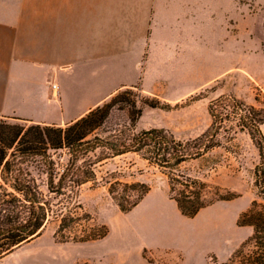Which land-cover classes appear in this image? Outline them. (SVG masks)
Segmentation results:
<instances>
[{"label": "rangeland", "instance_id": "1", "mask_svg": "<svg viewBox=\"0 0 264 264\" xmlns=\"http://www.w3.org/2000/svg\"><path fill=\"white\" fill-rule=\"evenodd\" d=\"M200 12L194 29L193 64L190 60L186 71L179 66L171 74L173 79L156 81L153 92L141 91L145 97H157L161 107L149 108L140 103L142 114L135 131L164 128L177 140L193 139L209 127L206 109L221 95L264 107V0H213ZM0 121L31 124L1 117ZM109 123L126 124L124 111L113 110ZM261 129L264 135V124ZM256 150L245 133H237L231 141L222 138L219 147L181 166L184 174L204 181L208 199L236 195L230 201L214 202L191 219L176 211L163 174L138 155H122L101 162L96 167L97 184L80 187L78 200L84 212L108 227V235L82 244L59 242L54 237L57 223L50 222L40 236L14 249L0 264H228L231 253L250 232L237 226L236 220L254 197L252 172L259 162ZM35 166L28 165L40 183V190L46 193L45 177L36 173ZM113 172L117 174L111 181L149 186L146 202L122 213L105 183L107 175ZM151 201L157 208L150 215ZM153 223L177 224L184 238L193 235V247L182 249L184 258L180 252L163 251L162 247L153 251L142 249L153 237H159L163 243L166 229L153 231Z\"/></svg>", "mask_w": 264, "mask_h": 264}, {"label": "trees", "instance_id": "2", "mask_svg": "<svg viewBox=\"0 0 264 264\" xmlns=\"http://www.w3.org/2000/svg\"><path fill=\"white\" fill-rule=\"evenodd\" d=\"M139 86L118 90L108 101L63 127L0 121V260L40 236L50 222L57 223L54 237L59 242L104 239L108 227L84 212L79 190L88 183L97 184L98 164L118 156L136 154L149 167L157 168L167 180L169 199L185 218L195 217L216 201L234 199L235 194L208 199L204 181L180 169L219 147L222 138L231 141L237 133H245L257 149L259 162L252 172L254 197L239 213L236 224L250 232L231 253L228 264H264V107L221 95L206 109L209 127L193 139L177 140L164 128L134 130L142 114L140 103L161 107L157 97L143 96ZM113 110L124 111L127 123L110 124ZM31 164L45 177L46 193L28 167ZM115 174L107 175V192L119 210L128 213L150 187L141 182L111 181Z\"/></svg>", "mask_w": 264, "mask_h": 264}, {"label": "crops", "instance_id": "3", "mask_svg": "<svg viewBox=\"0 0 264 264\" xmlns=\"http://www.w3.org/2000/svg\"><path fill=\"white\" fill-rule=\"evenodd\" d=\"M212 2L0 0L1 119L63 127L122 88L153 92L156 81L193 64L198 10ZM151 227L166 229L163 243L153 237L142 249L184 258L193 247L177 224Z\"/></svg>", "mask_w": 264, "mask_h": 264}]
</instances>
